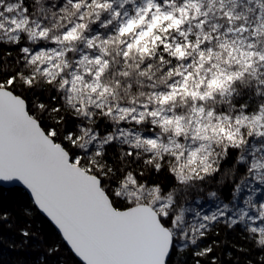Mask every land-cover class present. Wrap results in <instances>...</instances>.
Listing matches in <instances>:
<instances>
[{"label":"snow or ice","instance_id":"obj_1","mask_svg":"<svg viewBox=\"0 0 264 264\" xmlns=\"http://www.w3.org/2000/svg\"><path fill=\"white\" fill-rule=\"evenodd\" d=\"M0 264H264V0H0Z\"/></svg>","mask_w":264,"mask_h":264}]
</instances>
